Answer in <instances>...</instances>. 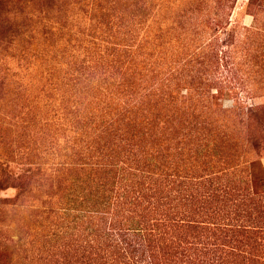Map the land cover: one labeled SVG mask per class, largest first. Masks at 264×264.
<instances>
[{"label": "rangeland", "instance_id": "rangeland-1", "mask_svg": "<svg viewBox=\"0 0 264 264\" xmlns=\"http://www.w3.org/2000/svg\"><path fill=\"white\" fill-rule=\"evenodd\" d=\"M102 138L149 149L166 203L211 218L89 223V192L122 176L89 171ZM96 236L135 264H264V0H0V264L13 244V264L59 244L84 264Z\"/></svg>", "mask_w": 264, "mask_h": 264}, {"label": "trees", "instance_id": "trees-1", "mask_svg": "<svg viewBox=\"0 0 264 264\" xmlns=\"http://www.w3.org/2000/svg\"><path fill=\"white\" fill-rule=\"evenodd\" d=\"M92 42L96 48V42L93 39ZM95 48L91 46V49L94 50ZM92 62L94 61L87 60V64L80 63L76 67H80L84 72H89V70L95 68ZM90 63L92 64L89 65ZM84 74L80 73L78 75ZM172 84L170 82L166 86V89L168 90ZM177 84L175 83V85ZM101 140L103 141V144L100 146V157L102 160H95L90 156V159L86 163L89 165V171L98 174H103L104 171L106 173L114 172L116 175L122 174V176L117 177L111 183H107L104 187L96 189L95 193L93 191L89 192L87 200L89 206L87 207L86 214V219L89 223L95 225L104 220L109 223L127 224L130 227L126 232L117 233L136 236L139 233H145L150 225L155 226L154 228L156 229L157 226L163 227L169 222L171 224H177L181 221L193 223L211 218V212L198 210L199 208H195L194 213L179 216L180 213L175 210L178 207V203L172 199L170 203H166L165 174L163 173V168H161L160 161H152L156 156L154 157V153H150L149 149H143V152L139 153V151L134 155L136 153L134 146L130 147L127 144L120 147L117 142L107 144V140L104 138ZM92 165L95 166L94 170L90 169ZM48 169L52 170V167ZM234 169H236V166ZM232 182L234 186L230 188V192L232 191L233 194L231 201L235 204L238 201L237 197H240V192H237L236 185L240 187V183L242 182L235 181L236 185L233 180ZM100 190L101 194H98ZM171 204L172 211H169L168 214L167 206ZM196 218H200L201 220L199 221ZM248 227L250 228L251 226ZM93 235L95 236V233ZM111 237L107 232L101 234L102 242L110 240ZM102 242L99 241L98 237L87 240L86 250L82 256L84 264H135L131 258L127 257L130 249L124 246L126 240L114 239L109 245L101 244ZM29 243L28 240H25L22 246L28 249ZM137 244L139 246V242ZM15 246L13 244L9 249L10 264H13L12 258ZM160 249L161 252L167 253L168 250L172 252L173 247L166 243V246ZM30 251L32 252V249ZM64 251H66V248H63V244H59L57 252L53 256L55 257V264H63V261L70 260L69 257H72L74 260L76 255L75 249L72 253L68 254ZM151 251L149 252V256L153 258ZM75 262L76 260L73 261V263ZM68 263L70 264L71 261ZM204 264L206 263L204 262Z\"/></svg>", "mask_w": 264, "mask_h": 264}, {"label": "clouds", "instance_id": "clouds-1", "mask_svg": "<svg viewBox=\"0 0 264 264\" xmlns=\"http://www.w3.org/2000/svg\"><path fill=\"white\" fill-rule=\"evenodd\" d=\"M19 235H20L19 233L15 234V236L13 237V239L15 240Z\"/></svg>", "mask_w": 264, "mask_h": 264}]
</instances>
